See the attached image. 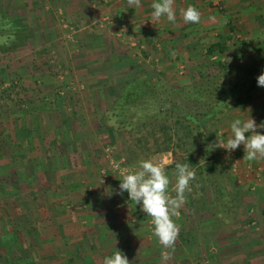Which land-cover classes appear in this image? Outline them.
Wrapping results in <instances>:
<instances>
[{
	"label": "rangeland",
	"instance_id": "rangeland-1",
	"mask_svg": "<svg viewBox=\"0 0 264 264\" xmlns=\"http://www.w3.org/2000/svg\"><path fill=\"white\" fill-rule=\"evenodd\" d=\"M46 1L28 0L23 4L22 0H0L2 16H13L18 20L15 32L4 29V25L0 26V264H12L11 259L15 252L22 255L28 249L26 243L42 234V225L53 226L55 217L62 221L66 214L65 211L43 213L38 210L23 213L24 205L33 206L35 201L36 206L50 203L48 205L63 207L68 204L67 209H90L91 186L108 191L111 188L115 192L119 188L122 174L135 168L141 159L147 158L161 163L173 161L166 164V172L170 177L169 193L172 196H175V164L189 163L190 169L195 172L196 178L191 182V191L185 192L186 203L179 209V215L173 219L175 222L183 219L190 222L194 236L204 237L206 243L201 248V262L207 260L204 264H210L212 257L220 252L215 242L219 229L224 231V235L236 233L241 241L237 246L240 252L248 248L247 242L258 235L256 228L260 224H256L259 213L251 209L250 205L261 197L254 196L255 194L243 195L233 181L228 179L229 173L221 161L226 155L217 144L221 120L212 129L216 138L211 141L216 144L219 163L209 175L202 162L204 150L200 148V143L189 139L187 131L176 124L174 118L166 114L164 109L158 111L156 95L161 97L166 94L160 101L164 100L182 110L202 109V101L211 97L208 93H202L198 99L191 94V86L212 78L218 71L219 61L239 64L246 62L252 52L253 42L247 45L241 36L235 35L237 31H233L226 46L214 43L206 48L202 47L191 53L188 60L183 56L172 58L167 52H161L158 56L155 52L153 55L151 51H157L155 44L161 49L162 42L156 39L153 42L148 41L149 45H146L142 37L147 46L140 56L144 59L135 62L134 56L137 53L133 56L131 51L127 53L125 49L124 52L116 50L113 42V50L105 52L103 44L100 43L103 42L102 37L99 38L100 41L92 36L90 38L94 40L91 42L89 36L85 41L82 40L76 30L86 25L90 28V22L64 18L65 8H60L61 3L56 0ZM16 14L22 16L18 17ZM27 16L29 19L23 18ZM147 22L145 29L148 34H154L155 30L151 28L154 23L150 20ZM8 31L10 33H6ZM85 31L90 30L86 28ZM96 40L100 46H96ZM90 44L91 47L95 45L102 49L95 55L102 61V65L109 66L90 71L86 65L90 61V50L86 51V46L89 47ZM213 45L215 52L208 54V48ZM222 48L224 50L219 51ZM147 56L152 57L146 58ZM73 59L80 66H71ZM47 80L50 81L49 87L44 85ZM139 85L146 87L144 95L142 92L145 87L141 88L140 93L130 96L129 100L124 99ZM143 101L144 104L138 105ZM35 106L41 107V112L47 111V115H52L49 113L52 111L70 112L71 115L73 113L76 131L69 134L70 136H60V140L72 145L77 142L78 146L84 148L79 149L76 157L78 161L81 158L87 160L91 149L93 158L98 163L97 179L90 181V172H79V178L63 183L64 187L71 186L78 190L76 195L71 196V202L60 198L59 184L55 180L43 183L38 179L24 178V174H28L29 165L17 162L22 161L23 154L19 147V135L22 132L19 133L16 128L18 123L22 124L24 117L34 111L32 109ZM49 117L53 120L52 116ZM30 121L36 123L32 116ZM22 134L29 139L34 137L29 131ZM118 161L123 169L121 172L112 165ZM75 166L79 170H90V163H79ZM32 198L35 200L32 201ZM110 200V205H124V208L127 207L125 212L142 218L143 230L149 238L157 241L151 217L146 216L139 205L129 201L126 192L122 196L113 194L107 201ZM98 201L102 211L106 205L104 195ZM119 226L120 222H115L111 228H115L114 231L118 234ZM17 240L26 242L23 252L20 251ZM192 250L193 253L197 252L193 247L190 253Z\"/></svg>",
	"mask_w": 264,
	"mask_h": 264
},
{
	"label": "crops",
	"instance_id": "crops-1",
	"mask_svg": "<svg viewBox=\"0 0 264 264\" xmlns=\"http://www.w3.org/2000/svg\"><path fill=\"white\" fill-rule=\"evenodd\" d=\"M27 1L22 0L21 3L26 4ZM56 1L61 3L60 8H65L64 18L69 17V20L82 19L90 22V28L89 25H86L76 30L80 33L82 40L85 41L88 36L89 38L90 36L97 37L95 39L98 40L102 37L101 41L103 42L100 43L103 44L105 52L113 50V47H111V42H113L116 50L123 51L125 49L127 53L131 51L133 56L137 53L134 56L135 62H141L144 59V57L140 58L142 50L146 51V45L156 39L162 42L163 47L159 49L158 44L154 43L157 51H151L153 55L155 52L157 56L161 52H167L168 56H172V58L183 56L190 60L191 57H188L191 53H195L202 47L206 48L214 43L226 46L233 31H237L235 35L241 36L247 45L264 38V0H175L174 8L177 18L174 23H169L166 20L157 21L152 18L151 12L153 10L150 5L153 0H142L141 7L133 9L129 8L128 0ZM46 2L44 0V3ZM187 6L198 8L201 13L199 23L191 24L183 21L181 10ZM16 15L18 17L22 16ZM23 18L29 19L28 16ZM149 20L154 23L151 28L155 30V37L153 33L148 34L149 32L145 29V23L147 24ZM86 28L90 31L86 32ZM142 37L146 45L143 43ZM91 40L94 39L90 38V42ZM98 40H96V46H100L97 45L100 41ZM94 47L95 45L91 47V44L89 47L86 46V51L90 50V61L86 63L90 71L94 68L109 66L102 65V61L97 59L95 54L102 49ZM70 63L71 66H80V63L74 59ZM44 85L49 87L50 81L47 80ZM32 110L34 111L26 118L24 117L22 124L19 125L18 123L16 128L18 132L25 133L29 131L34 136L29 139L19 132L22 135H19V147L22 149L20 152L23 155L22 161L18 160L17 162L26 166L29 165L28 174H24V178L28 180L38 179L43 183L44 181L55 180L59 184L60 192L58 194L61 196L60 198L71 202L73 201L71 196L76 195L78 190L71 188L70 185V187H64L63 183L65 181L79 178V172H90V181L97 179L99 173L98 163L93 158V150L90 149V157L87 160L81 158L78 161L76 157H78L79 149L82 147L78 146L77 142L72 145L66 142L62 143L60 140V136L64 134L70 136L69 134L74 130L76 131L73 113L72 115L70 112L65 111L59 113L58 111H52L50 108L49 110L52 112H48L52 115H47V111L41 112V107L37 106ZM68 115L69 118H67ZM248 115L255 119L257 124L264 122V87L256 90L252 99L245 106L234 107L221 119L218 140L226 139L229 135L227 130L228 120L240 116L246 118ZM31 116L36 121L35 124L31 123ZM49 116H52L53 120ZM49 120L51 121L49 122ZM222 129L224 130L223 136L221 135ZM90 148L92 147L90 146ZM222 151L226 155L225 157L221 155L223 158L221 161L229 173L228 179L233 181L243 195L255 194L254 196L261 197L259 201H256L257 203L253 202L250 205L251 209L257 210V213H259L256 224H260L256 228L258 229V235L248 240L247 245L249 247L241 252L239 247L237 248L241 241H239L236 233L229 231V235H224L222 233L224 231L219 229L215 235L217 237L215 242L220 252L212 257L210 264H264V160L248 161L243 145L231 152L224 151V149ZM243 157L245 158L243 159ZM79 163H82V165L90 163V170H79L75 166ZM82 178L86 179V177ZM85 179H82V181ZM105 191L108 190L91 186L90 209L82 211L80 208L67 209L68 204L64 207L48 205L50 203L36 206L35 201H33L35 199L32 198L34 205H24L22 208L23 213L38 210L43 213L65 211L66 214L63 215L62 221H58L56 219L58 217H55L53 226L45 224L43 227L42 225V234L33 237L28 243L17 240V244L21 248L20 251L23 252V248L25 249L24 243H26V246L28 245V249H25L22 255L18 252L12 253L14 256L11 263L103 264L104 257L115 252L116 249L127 256L130 264L203 263L201 262V248L205 246L206 241L201 235L194 236V232H191L190 222L188 223L184 219L179 222L176 221L179 227V236L174 249H165L158 239L157 241L153 240L145 233L142 228L144 222L142 218L134 217V215L125 212L127 207L124 208V205H110L111 200L110 202L107 201L109 197ZM103 195L106 205L104 204L105 207L102 205L104 208L101 211L98 200ZM28 201L30 200L28 199ZM82 216L87 219H83ZM133 218L135 221H133ZM115 222H120V231H118L120 233L118 234L114 231L115 228L114 230L111 228ZM124 222L128 224L125 225ZM16 232L18 233L17 229ZM193 247L197 250L196 253H193V250L190 253ZM165 252L169 253L167 259L161 256ZM207 262L205 260L204 263Z\"/></svg>",
	"mask_w": 264,
	"mask_h": 264
},
{
	"label": "clouds",
	"instance_id": "clouds-1",
	"mask_svg": "<svg viewBox=\"0 0 264 264\" xmlns=\"http://www.w3.org/2000/svg\"><path fill=\"white\" fill-rule=\"evenodd\" d=\"M174 4L175 0H153L150 5L153 10L152 18L174 23L177 18ZM128 5L132 9L139 8L142 0H128ZM181 15L185 23L197 24L201 20L200 11L194 6L182 9ZM256 82L257 86L264 87V71L256 78ZM227 124L229 135L226 139L217 140L219 148L231 152L243 145L248 161L264 160V131H258L264 130V122L257 124L255 119L248 115L246 118L240 116L230 119ZM223 131L222 129V136ZM172 162L168 160L161 163L152 158L141 159L135 168L126 170L122 174L117 191L113 192L111 188L110 191H105L109 198L113 194L122 196L126 192L128 200L139 205L146 216L151 217L154 235L165 249H174L179 236V227L173 217L179 215V209L186 203L185 192L191 191V182L196 178L189 163H176L175 196L170 195V177L166 172V164ZM114 166L120 168L118 163ZM168 256L169 253L165 252L164 258L167 259ZM103 264H130V261L126 255L116 249L115 252L104 257Z\"/></svg>",
	"mask_w": 264,
	"mask_h": 264
},
{
	"label": "trees",
	"instance_id": "trees-1",
	"mask_svg": "<svg viewBox=\"0 0 264 264\" xmlns=\"http://www.w3.org/2000/svg\"><path fill=\"white\" fill-rule=\"evenodd\" d=\"M17 21L18 20L13 16L3 17L0 13V26L4 25V29L10 32H15V27L18 26ZM22 26L25 28L24 25ZM9 31L6 33H10ZM251 49L252 52L246 62L239 64L219 61L217 63L218 71L212 78L194 83L191 86V94H194L198 99H200L202 93H208L211 97V99L202 101V103H204L202 109L200 108L196 111L182 110L178 106L173 107L169 105V103L164 100L160 101L166 94L161 97L160 95H156L158 99L156 103L158 111L161 112L164 109L166 114L174 118L176 124H179L187 131L189 139L200 143V148L204 150L202 162H204V168L209 175H211L212 171L219 163V154L216 150V144L211 142L212 139L216 138L213 134V127H215L232 108L236 106H245L252 99L254 92L260 88L257 86L256 78L264 71V38L253 42ZM223 50L224 48L219 51ZM213 52H215L214 45L210 46L207 50L208 54ZM144 87L143 85H139V87L136 88L134 87L135 89L132 90L130 95H126L124 99L129 100L130 96L140 93L141 88ZM145 91L146 87L142 92L143 95ZM144 102L145 101L138 103V105L144 104ZM147 105L145 108H147Z\"/></svg>",
	"mask_w": 264,
	"mask_h": 264
},
{
	"label": "built area",
	"instance_id": "built-area-1",
	"mask_svg": "<svg viewBox=\"0 0 264 264\" xmlns=\"http://www.w3.org/2000/svg\"><path fill=\"white\" fill-rule=\"evenodd\" d=\"M115 163H118V164H120V161H118V162H113V163H112V165H113V167H114V168H116V167L114 166V164H115ZM120 165H121V164H120ZM116 169H117V168H116ZM119 169H120V170H119L120 172H121V171H123V169L121 168V166H120V168H119Z\"/></svg>",
	"mask_w": 264,
	"mask_h": 264
}]
</instances>
